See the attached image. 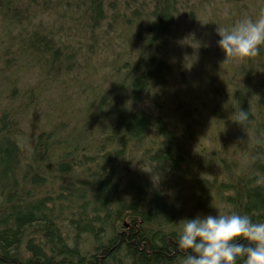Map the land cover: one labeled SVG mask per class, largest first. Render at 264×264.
<instances>
[{
	"label": "trees",
	"instance_id": "1",
	"mask_svg": "<svg viewBox=\"0 0 264 264\" xmlns=\"http://www.w3.org/2000/svg\"><path fill=\"white\" fill-rule=\"evenodd\" d=\"M262 10L0 0V264H181V219L264 222V45H217Z\"/></svg>",
	"mask_w": 264,
	"mask_h": 264
},
{
	"label": "clouds",
	"instance_id": "2",
	"mask_svg": "<svg viewBox=\"0 0 264 264\" xmlns=\"http://www.w3.org/2000/svg\"><path fill=\"white\" fill-rule=\"evenodd\" d=\"M218 47L225 57L250 58L264 45V10L257 19L245 18L231 29L218 32ZM248 120L240 110L236 122ZM177 237L183 250L181 264H264V222H254L248 215L230 212L184 218Z\"/></svg>",
	"mask_w": 264,
	"mask_h": 264
},
{
	"label": "rangeland",
	"instance_id": "3",
	"mask_svg": "<svg viewBox=\"0 0 264 264\" xmlns=\"http://www.w3.org/2000/svg\"><path fill=\"white\" fill-rule=\"evenodd\" d=\"M202 22H203V21H202ZM203 24H204V26H205V22H203ZM204 43H205L206 45H210V39H209L208 36L205 37ZM95 95H96V94H95ZM95 95H94L92 92H90V96H91L92 98H94V97L97 98L98 95H96V96H95ZM95 98H94V99H95ZM44 111H51V110H49V109H45Z\"/></svg>",
	"mask_w": 264,
	"mask_h": 264
}]
</instances>
